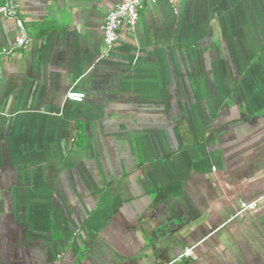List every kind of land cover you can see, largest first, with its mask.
Masks as SVG:
<instances>
[{
  "label": "crops",
  "instance_id": "1",
  "mask_svg": "<svg viewBox=\"0 0 264 264\" xmlns=\"http://www.w3.org/2000/svg\"><path fill=\"white\" fill-rule=\"evenodd\" d=\"M122 1L17 0L0 264H264V0H157L104 55Z\"/></svg>",
  "mask_w": 264,
  "mask_h": 264
},
{
  "label": "built area",
  "instance_id": "2",
  "mask_svg": "<svg viewBox=\"0 0 264 264\" xmlns=\"http://www.w3.org/2000/svg\"><path fill=\"white\" fill-rule=\"evenodd\" d=\"M0 16L11 19L15 22L16 37L13 45L0 50V59L13 54L17 50L26 49L31 42V38L26 28V21L20 11L17 0H1ZM157 0H124L108 13L100 30L102 32V53L108 55L111 53L119 40L120 29L122 27L133 30L139 20L140 11L146 4H154ZM68 101L82 103L84 95L81 93L69 92L66 95ZM258 202H241L239 213L255 210ZM192 249H186L178 258L193 257Z\"/></svg>",
  "mask_w": 264,
  "mask_h": 264
}]
</instances>
